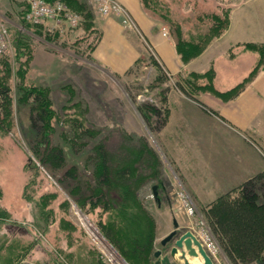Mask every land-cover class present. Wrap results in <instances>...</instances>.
<instances>
[{
	"label": "rangeland",
	"instance_id": "374dc122",
	"mask_svg": "<svg viewBox=\"0 0 264 264\" xmlns=\"http://www.w3.org/2000/svg\"><path fill=\"white\" fill-rule=\"evenodd\" d=\"M20 1L25 9V0ZM83 2L84 17L92 23L95 11L88 0ZM141 5L172 40L177 25L182 32L203 39L215 23L213 14L222 21L226 18L225 28L211 36L199 54L220 40L215 50H226L225 60L221 61L223 70L227 72L233 60L236 64L241 60L243 66L248 58L241 56L242 52L254 56L252 65L228 88L240 83L235 93L231 91L228 94L233 95L224 98L214 91L223 90L217 89L214 82L217 71L213 61L202 71L183 69L173 73L147 48L124 72H109L92 62L90 52L100 37L99 32L89 31L92 26L85 28L87 22L75 26L64 23L63 27L48 30L51 24L48 21L45 23L48 31L63 35L69 29L70 34L60 41L31 35L33 49L22 83L48 86L56 113L50 141L36 148L38 136L32 125L30 104L18 96L20 79L16 75L11 41L0 55V75L4 62L10 65L6 76L12 95L8 128L0 129V264H128L104 236L106 229L111 228L116 241L124 238L125 215L121 216V208L125 210L122 193L125 189L135 195L152 220V250L161 247L160 235L173 228L170 213L181 230L189 229L197 235L202 228L200 221L209 230L202 209L197 208L181 176L164 154L157 130L167 116L170 89L196 101L199 99L195 95L202 93L228 101L258 74H264V51L250 46L264 41L224 45L222 38L235 11L252 15L257 20L259 36H264V0H150L146 8L141 0ZM15 7L18 8L14 0H0V20L12 24L17 16L13 12ZM108 16L119 21L116 15ZM191 59L180 60L187 63ZM190 73L204 74L190 78L198 87L182 89L177 81ZM206 82L211 86L204 87ZM75 120L81 121L89 132H80L73 125ZM52 148L60 151L58 161L47 156ZM100 163L104 164V179L99 177ZM125 168L129 171L127 175ZM69 170L70 176L66 175ZM153 184L159 201L153 196ZM96 191L102 193L99 200ZM187 205L193 207L190 215L184 210ZM216 243V254L210 255L205 250L213 264L222 260L221 247Z\"/></svg>",
	"mask_w": 264,
	"mask_h": 264
},
{
	"label": "crops",
	"instance_id": "0c3cea01",
	"mask_svg": "<svg viewBox=\"0 0 264 264\" xmlns=\"http://www.w3.org/2000/svg\"><path fill=\"white\" fill-rule=\"evenodd\" d=\"M19 1L14 0L18 6L13 10L15 15L24 11ZM118 1L129 9L157 59L173 73L183 69L202 71L213 61L217 71L214 82L217 89L224 91L237 83L254 61L251 53L242 52L241 56L248 58L245 64L242 66L241 60L237 64L233 60L226 72L221 66L226 50H215L220 44L217 40L197 57L183 63L174 41L162 34L161 28L143 9L141 0ZM92 21L91 26L100 37L90 54L92 62L104 70L124 72L147 51L142 39L116 18L95 12ZM256 21L252 15L235 11L231 26L222 37L223 44L264 41V36L258 34ZM195 97L199 100L188 99L179 90L170 89L167 116L157 130V138L195 205L203 209L223 192L264 171V74H258L231 100L221 101L205 93ZM159 204L162 207L163 200L160 199ZM167 208H170L169 202ZM170 214L172 224L173 214ZM221 259L214 264H229L223 254ZM200 261V257L193 258L190 264H200ZM247 264H264V259Z\"/></svg>",
	"mask_w": 264,
	"mask_h": 264
},
{
	"label": "trees",
	"instance_id": "16d2710c",
	"mask_svg": "<svg viewBox=\"0 0 264 264\" xmlns=\"http://www.w3.org/2000/svg\"><path fill=\"white\" fill-rule=\"evenodd\" d=\"M51 1V0H50ZM53 1V0H52ZM65 8L71 12L77 13L80 16L79 22H87L85 28L91 26V19H87L83 14L84 0H61ZM143 6L148 7L150 0H142ZM25 10V9H24ZM24 11L17 14L16 19H12V24H7L9 36L12 41L13 50L15 51V70L16 75L20 79L17 85L19 99L29 102L30 117L33 127L36 129V148L42 144H47L50 141V134L54 127L52 120H55V109L50 96L48 86L43 85H25L22 80L25 76L27 62L30 58L33 49L32 34L40 35L48 40L65 39L69 33V29L65 30V34L60 32H50L46 29L45 23L32 24L26 22L23 17ZM214 25L210 27V33L205 38L192 37L188 32L184 33L181 28L176 26V37L173 39L175 49L180 59L183 62L191 59L199 54L205 43L211 36L218 35L226 26L227 19L221 20L219 15H212ZM43 24V25H42ZM22 26V28H20ZM79 26V25H78ZM24 28V29H23ZM96 31L95 28H89V31ZM253 50L259 52L264 51V44L256 42L250 43ZM253 44V45H252ZM3 74L0 75V129H7V119L12 110V95L11 88L7 83V76L10 65L4 62ZM252 73V72H251ZM196 74L198 76L203 75ZM198 76L192 75L183 77L177 84L182 88L193 90L198 87L194 79ZM240 83L232 89L218 91L214 90L224 98L227 95H233ZM211 86L206 82L204 87ZM203 87V88H204ZM239 90V89H238ZM237 90V91H238ZM233 91V94H228ZM143 112L144 107L141 108ZM40 122V125H38ZM73 125L80 130L86 132L89 129L85 128L81 121H74ZM52 151L47 156H52L56 161L60 157V151L57 148H52ZM46 157V154H45ZM104 159V154H101ZM99 177L104 179L105 168L104 164H99ZM72 170V169H71ZM71 170L66 172L70 176ZM129 173L125 168V175ZM123 190V189H122ZM125 200V210L121 208L122 215H125L124 238L119 242L113 237L112 229H106V238L114 245L115 249L125 259L128 264H153L154 256L152 250L153 245V229L151 227L152 220L143 210L140 202L138 203L135 195L125 189L122 192ZM97 200L102 197L100 191L95 192ZM135 200V201H134ZM93 204L95 202H92ZM138 207H136V206ZM203 218L221 247L222 254L227 259L229 264H247L252 261L264 259V171L258 172L251 176L241 184L232 189L223 192L205 208L202 209Z\"/></svg>",
	"mask_w": 264,
	"mask_h": 264
},
{
	"label": "built area",
	"instance_id": "2783aa9c",
	"mask_svg": "<svg viewBox=\"0 0 264 264\" xmlns=\"http://www.w3.org/2000/svg\"><path fill=\"white\" fill-rule=\"evenodd\" d=\"M26 7L24 10V20L32 24H40L51 21L48 26V30L52 27L61 26L67 23L70 26H75L78 23L79 15L77 13L71 12L65 8V5L61 0H25ZM93 10L100 16L116 15L119 17L120 24L135 34H137L141 39L146 49L155 56L152 46L146 40L142 34L137 22L135 21L133 15L129 9L123 5L118 0H88ZM163 35H166L165 31H162ZM11 45V38L5 22L0 20V55L4 53ZM187 202H185V205ZM185 213L188 215L193 213V207L187 205L184 208ZM202 228L199 234L195 235L197 239L201 242L203 248L211 255L218 252V245L214 237L210 234L209 230L204 226L203 221ZM97 238V237H96Z\"/></svg>",
	"mask_w": 264,
	"mask_h": 264
},
{
	"label": "water",
	"instance_id": "95a60500",
	"mask_svg": "<svg viewBox=\"0 0 264 264\" xmlns=\"http://www.w3.org/2000/svg\"><path fill=\"white\" fill-rule=\"evenodd\" d=\"M151 188L155 200L159 201L156 185ZM172 225L173 228L159 240L161 247L153 252V264H190V259L198 257L201 258L200 264H213L201 242L189 229L181 230L175 217Z\"/></svg>",
	"mask_w": 264,
	"mask_h": 264
}]
</instances>
